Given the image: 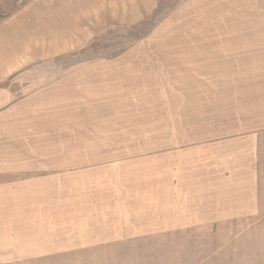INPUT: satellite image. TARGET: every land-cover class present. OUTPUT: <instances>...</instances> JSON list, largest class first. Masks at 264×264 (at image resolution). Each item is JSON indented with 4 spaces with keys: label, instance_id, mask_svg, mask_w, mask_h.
I'll use <instances>...</instances> for the list:
<instances>
[{
    "label": "crops",
    "instance_id": "crops-1",
    "mask_svg": "<svg viewBox=\"0 0 264 264\" xmlns=\"http://www.w3.org/2000/svg\"><path fill=\"white\" fill-rule=\"evenodd\" d=\"M15 26L0 38V79L54 59L31 57ZM90 62L22 72L26 90L0 109V264H84L69 261L154 240L209 256L174 264H260L264 58ZM213 239L237 243L191 242Z\"/></svg>",
    "mask_w": 264,
    "mask_h": 264
},
{
    "label": "rangeland",
    "instance_id": "rangeland-1",
    "mask_svg": "<svg viewBox=\"0 0 264 264\" xmlns=\"http://www.w3.org/2000/svg\"><path fill=\"white\" fill-rule=\"evenodd\" d=\"M18 23L32 38L28 54L54 59L10 68L0 79V109L26 90L18 83L25 71H62L80 61L92 65L112 58H264V0H0V38L6 26L22 28ZM40 37L59 39L63 47L51 54L49 46H39ZM191 242L198 250H215L237 239ZM145 245L139 254L77 256L69 262L174 264L209 257L163 254L156 240ZM255 252L256 263L264 264V238Z\"/></svg>",
    "mask_w": 264,
    "mask_h": 264
}]
</instances>
